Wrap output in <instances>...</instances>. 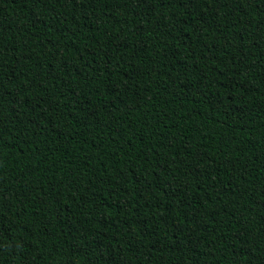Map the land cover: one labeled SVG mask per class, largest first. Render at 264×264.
I'll return each instance as SVG.
<instances>
[{"label":"trees","instance_id":"obj_1","mask_svg":"<svg viewBox=\"0 0 264 264\" xmlns=\"http://www.w3.org/2000/svg\"><path fill=\"white\" fill-rule=\"evenodd\" d=\"M0 264H264V0H0Z\"/></svg>","mask_w":264,"mask_h":264}]
</instances>
